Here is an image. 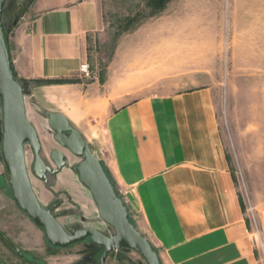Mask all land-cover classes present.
<instances>
[{
	"label": "crops",
	"instance_id": "0c3cea01",
	"mask_svg": "<svg viewBox=\"0 0 264 264\" xmlns=\"http://www.w3.org/2000/svg\"><path fill=\"white\" fill-rule=\"evenodd\" d=\"M105 2L31 0L23 8L7 46L28 122L36 125L27 98L49 112L47 124L58 113L80 134L161 264H264V217L257 214L255 231L221 128L216 90L150 91L165 68L79 77L90 45L107 29ZM132 23L127 20V29ZM70 167L60 169L52 191L67 196L73 214L89 217L91 225L81 229L103 230L89 191L67 178ZM243 173L249 201L260 209L264 156ZM23 228L38 227L13 200L0 145V232L12 240L16 230L23 236Z\"/></svg>",
	"mask_w": 264,
	"mask_h": 264
},
{
	"label": "rangeland",
	"instance_id": "374dc122",
	"mask_svg": "<svg viewBox=\"0 0 264 264\" xmlns=\"http://www.w3.org/2000/svg\"><path fill=\"white\" fill-rule=\"evenodd\" d=\"M30 1H4L1 22L7 45ZM105 11L107 29L90 45L87 62L92 71L107 78L165 68L166 76L155 78L149 85L150 91L159 94L213 87L221 128L235 158L239 191L250 200L243 172L264 156V0H106ZM127 20L133 21L129 29ZM30 102L27 98L41 146L37 154L46 169L44 173L36 169L35 152L25 144L27 175L41 198L40 206L49 210L66 233H73L90 226L91 220L73 214L67 196L52 191L60 169L52 171L56 167L49 154L63 147L54 140L47 124L49 112ZM65 159L73 172L67 178L80 182L75 167L83 157L66 151ZM97 220L104 227L99 231L113 236V229L100 217ZM21 230L25 235L20 238V230H16L13 245L44 264H94L90 258L95 254L89 243L51 249L41 229ZM3 236L0 264H21L23 259ZM119 254L124 256V264H147L134 250L122 249ZM113 263L109 259L108 264Z\"/></svg>",
	"mask_w": 264,
	"mask_h": 264
},
{
	"label": "water",
	"instance_id": "95a60500",
	"mask_svg": "<svg viewBox=\"0 0 264 264\" xmlns=\"http://www.w3.org/2000/svg\"><path fill=\"white\" fill-rule=\"evenodd\" d=\"M4 1L0 0V142L13 200L36 225L42 227L47 241L54 247H67L89 237L91 242L105 248L101 264L105 254L115 248L134 250L147 264H161L151 244L130 223L127 209L101 162L89 155L80 134L70 131L66 120L58 113L51 114L48 119L53 138L71 155L83 157L75 167L78 179L91 194L100 219L113 229L114 234L105 236L96 229L86 228L69 235L49 210L40 206L27 175L24 145H29L35 152L34 164L40 173H44L46 165L37 154L41 147L38 136L26 118L22 88L13 76L1 22ZM49 160L56 167L55 172L67 165L65 155L59 149L50 152Z\"/></svg>",
	"mask_w": 264,
	"mask_h": 264
},
{
	"label": "flooded vegetation",
	"instance_id": "af4514ba",
	"mask_svg": "<svg viewBox=\"0 0 264 264\" xmlns=\"http://www.w3.org/2000/svg\"><path fill=\"white\" fill-rule=\"evenodd\" d=\"M53 172H55V170H52ZM56 173V172H55ZM30 219V218H29ZM31 220V219H30ZM32 221V220H31ZM33 222V221H32ZM34 223V222H33ZM35 224V223H34ZM36 225V224H35ZM39 229H42V227L36 225ZM77 231V230H76ZM99 231V230H98ZM75 232V231H74ZM73 232V233H74ZM100 232V231H99ZM44 233V232H43ZM73 233H67L69 235H72ZM102 233V232H100ZM103 235L105 236H108L104 233H102ZM4 234L2 232H0V237H2ZM45 235V234H44ZM8 244L11 246V248L14 249V251L17 253V255H19L18 257L19 258H22L23 259V262L21 264H44L42 261L38 260L37 258H33L32 255H30L28 252H22V249H20V247L18 246H15L13 245V242L11 241V239L9 238H6L5 235L3 236ZM47 240V239H46ZM48 242V241H47ZM89 243L93 246V250H94V256L91 257V262L94 261V264H101V259L105 253V248L101 247V246H98L96 244H94L93 242H91L90 238L87 237L85 240L83 241H79L77 243H74V244H71L67 247H54L52 246L49 242H48V247L51 248V249H67V248H70L78 243ZM18 249V251L16 250ZM122 249H126V248H115L113 250H110L108 251L105 256H104V259H103V262L102 264H108V261L109 259H113V264H124V256L122 254H119V251L122 250ZM96 250V251H95ZM90 264V263H89Z\"/></svg>",
	"mask_w": 264,
	"mask_h": 264
},
{
	"label": "built area",
	"instance_id": "2783aa9c",
	"mask_svg": "<svg viewBox=\"0 0 264 264\" xmlns=\"http://www.w3.org/2000/svg\"><path fill=\"white\" fill-rule=\"evenodd\" d=\"M78 75L81 79L86 80V81L92 80L95 77V74L92 71L88 62L81 64L79 71H78ZM245 212H246L247 217L250 219L254 227V230L258 231L257 214L264 217V205H262L260 209H257L255 206H253L250 203L249 199L247 198Z\"/></svg>",
	"mask_w": 264,
	"mask_h": 264
},
{
	"label": "trees",
	"instance_id": "16d2710c",
	"mask_svg": "<svg viewBox=\"0 0 264 264\" xmlns=\"http://www.w3.org/2000/svg\"><path fill=\"white\" fill-rule=\"evenodd\" d=\"M156 1V0H155ZM162 7V6H161ZM161 7H158L159 9L161 8ZM154 9H155V7H154ZM47 83H51V82H53V81H46ZM55 82H63V81H55ZM108 176V175H107ZM109 178V177H108Z\"/></svg>",
	"mask_w": 264,
	"mask_h": 264
}]
</instances>
